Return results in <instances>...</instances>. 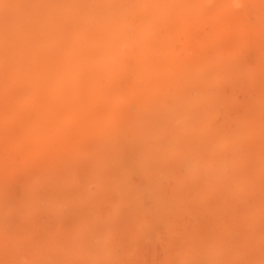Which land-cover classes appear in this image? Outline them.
Returning a JSON list of instances; mask_svg holds the SVG:
<instances>
[{
    "label": "bare ground",
    "instance_id": "1",
    "mask_svg": "<svg viewBox=\"0 0 264 264\" xmlns=\"http://www.w3.org/2000/svg\"><path fill=\"white\" fill-rule=\"evenodd\" d=\"M238 2L0 0V264H264V0Z\"/></svg>",
    "mask_w": 264,
    "mask_h": 264
},
{
    "label": "rangeland",
    "instance_id": "2",
    "mask_svg": "<svg viewBox=\"0 0 264 264\" xmlns=\"http://www.w3.org/2000/svg\"><path fill=\"white\" fill-rule=\"evenodd\" d=\"M12 203H13V201H11V206L13 205ZM13 212H15V213H13ZM9 213H10V212H9ZM10 214H14V215H15V214H16V211H13V210H12ZM6 217H9V220H10L11 218H13V219L15 218V216H13V217L10 218V215H9V216L6 215ZM2 218H4V217H2ZM2 218L0 219V221L2 220ZM5 219H6V220L3 219V221H7V220H8V218H5ZM13 219H11V220H13ZM9 220H8V221H9ZM13 221H14V220H13ZM13 221H10V222L13 223ZM0 223H2V221H1ZM6 223H7V222H6ZM2 224H4V223H2ZM6 225H9V224H6ZM9 226H11V225H9Z\"/></svg>",
    "mask_w": 264,
    "mask_h": 264
},
{
    "label": "clouds",
    "instance_id": "3",
    "mask_svg": "<svg viewBox=\"0 0 264 264\" xmlns=\"http://www.w3.org/2000/svg\"><path fill=\"white\" fill-rule=\"evenodd\" d=\"M236 7H240V4H239L238 0H237V3H236Z\"/></svg>",
    "mask_w": 264,
    "mask_h": 264
}]
</instances>
